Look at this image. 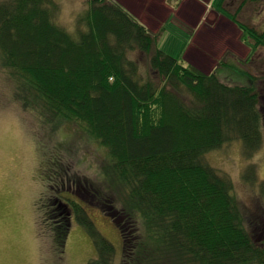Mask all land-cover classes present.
Masks as SVG:
<instances>
[{
  "label": "trees",
  "instance_id": "obj_1",
  "mask_svg": "<svg viewBox=\"0 0 264 264\" xmlns=\"http://www.w3.org/2000/svg\"><path fill=\"white\" fill-rule=\"evenodd\" d=\"M59 10L58 0H0V60L17 99L54 128L76 123L107 153L106 187L55 153L47 217L56 243L65 245L75 217L99 252L89 264H114L116 247L84 204L98 201L117 222L126 264H264L261 213L247 215L231 177L204 159L234 140L247 157L262 147L264 103L254 76L241 68L250 83L238 84L224 80L222 61L205 72L173 57L159 46L163 29L153 31L116 0H90L73 32L56 20ZM233 20L252 59L264 30ZM137 51L149 57L148 73ZM243 179L264 198L256 163Z\"/></svg>",
  "mask_w": 264,
  "mask_h": 264
},
{
  "label": "rangeland",
  "instance_id": "obj_2",
  "mask_svg": "<svg viewBox=\"0 0 264 264\" xmlns=\"http://www.w3.org/2000/svg\"><path fill=\"white\" fill-rule=\"evenodd\" d=\"M116 1L129 6L154 31L160 23L166 25L167 34L159 46L173 57L184 58L205 72H210L222 61L224 80L238 84L250 83L241 68L251 73L254 76L251 84H255L260 92V103H264V46L248 60L250 47L247 45V52L239 47L235 30L226 24L221 11L225 8L232 17L263 31L264 0H247V3L216 0L212 7L215 10H208L205 4L194 0H184L176 13L178 20L173 18L174 14L169 16L168 9L155 0ZM58 3L60 10L56 20L73 32L77 16L88 7L90 0H58ZM216 12L220 17H216ZM133 56L148 73L149 57L139 51ZM239 67L233 70L235 72L231 70ZM15 82L0 60V136L4 139L0 153V207L3 209L4 233L0 264H89L99 252L88 230L75 217L65 245L56 243L54 225L47 217L50 193L47 176L55 177L58 173L55 158L58 153L71 165V171L77 170L106 187L103 170H100L107 157L106 150L76 123H58L54 128L41 120L44 118L39 110L25 109L16 97ZM242 145L239 140L225 143L207 152L204 159L231 177L244 212L252 216L261 213L258 216L264 225L261 188L243 179V172L253 162L258 178L264 179V141L254 157H247ZM87 202L84 204L97 227L116 247L114 264H126L124 242L117 222L104 211L100 202Z\"/></svg>",
  "mask_w": 264,
  "mask_h": 264
},
{
  "label": "crops",
  "instance_id": "obj_3",
  "mask_svg": "<svg viewBox=\"0 0 264 264\" xmlns=\"http://www.w3.org/2000/svg\"><path fill=\"white\" fill-rule=\"evenodd\" d=\"M157 4H162L163 6L166 7V9H168L169 11V16L172 14H174L173 18L174 19H177L178 20V17H176V13L178 11V9H180L181 7V4L184 0H155ZM195 2H199L202 4H205V7L208 9V10H215L214 8H212L214 6V3L216 0H194ZM247 3V0H243ZM122 3V2H120ZM244 3V2H243ZM241 3V5L243 4ZM220 4V3H219ZM218 4V6H219ZM122 5L127 8L128 10H130L134 15H136L138 18L140 16H138L134 11H132V9L127 6V5H124V3H122ZM240 5V6H241ZM217 6V7H218ZM215 7V6H214ZM223 11V18L226 20V24L229 26H231L234 30H235V34L237 35V38H235V40H237V43H239V47L242 48V50L244 51H248L249 48L247 46V44L242 40V29L239 28L238 24L233 20V17L227 12V10L225 8H221ZM225 10V11H224ZM225 14V15H224ZM216 17H220L219 16V13L216 12ZM168 16V18H169ZM176 17V18H175ZM140 19V18H139ZM144 22V21H143ZM182 22V21H181ZM147 24V22H146ZM166 24V23H165ZM149 26V24H147ZM150 27V26H149ZM158 29V30H157ZM155 30V32L159 31L160 29H163V31L161 32V36H160V39H159V44H161L163 41H164V37L166 36L167 34V31H166V25H164L163 23H160L158 28ZM154 31V30H153ZM170 35H168V37L166 38V40L169 38ZM241 36V37H240ZM165 40V41H166Z\"/></svg>",
  "mask_w": 264,
  "mask_h": 264
},
{
  "label": "snow or ice",
  "instance_id": "obj_4",
  "mask_svg": "<svg viewBox=\"0 0 264 264\" xmlns=\"http://www.w3.org/2000/svg\"><path fill=\"white\" fill-rule=\"evenodd\" d=\"M4 148V139L0 136V153H2ZM4 242V233H3V209L0 207V247H2Z\"/></svg>",
  "mask_w": 264,
  "mask_h": 264
}]
</instances>
